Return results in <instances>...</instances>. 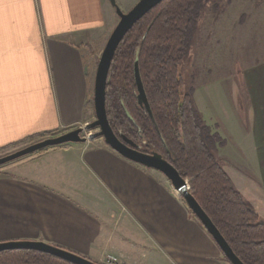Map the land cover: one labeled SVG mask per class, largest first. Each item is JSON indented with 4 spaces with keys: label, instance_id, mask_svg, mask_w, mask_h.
<instances>
[{
    "label": "crops",
    "instance_id": "1",
    "mask_svg": "<svg viewBox=\"0 0 264 264\" xmlns=\"http://www.w3.org/2000/svg\"><path fill=\"white\" fill-rule=\"evenodd\" d=\"M114 14L106 0H0V153L95 118L96 61ZM257 70L244 140L253 169L241 146H217L215 154L264 221L248 195L264 197V64ZM207 125L233 139L223 124ZM10 240L43 241L97 263L114 254L124 264H230L161 172L101 138L0 166V242Z\"/></svg>",
    "mask_w": 264,
    "mask_h": 264
},
{
    "label": "trees",
    "instance_id": "2",
    "mask_svg": "<svg viewBox=\"0 0 264 264\" xmlns=\"http://www.w3.org/2000/svg\"><path fill=\"white\" fill-rule=\"evenodd\" d=\"M217 1L162 0L135 22L114 52L105 110L120 140L146 153H160L187 180L188 191L244 264H264V221L217 161L216 148L224 140L204 122L193 89H186L179 72L204 5L217 6ZM135 60L148 108L137 101ZM0 264L72 263L35 250L13 249L0 251Z\"/></svg>",
    "mask_w": 264,
    "mask_h": 264
},
{
    "label": "rangeland",
    "instance_id": "3",
    "mask_svg": "<svg viewBox=\"0 0 264 264\" xmlns=\"http://www.w3.org/2000/svg\"><path fill=\"white\" fill-rule=\"evenodd\" d=\"M137 1L123 0L118 7L126 12ZM214 4L204 5L190 52L179 72L186 89H193L194 102L204 122L214 128L216 121L223 124L224 134L233 137L224 141L226 150L233 153L235 146H241L242 154L247 152L244 165L252 170V148L244 140H249L250 133L248 108L256 101L249 87L257 83L252 80L255 74L250 73L264 64V0H219L217 6ZM112 18L111 30L118 22L116 13ZM87 132L84 130L82 135ZM248 195L264 215V197L260 193Z\"/></svg>",
    "mask_w": 264,
    "mask_h": 264
},
{
    "label": "water",
    "instance_id": "4",
    "mask_svg": "<svg viewBox=\"0 0 264 264\" xmlns=\"http://www.w3.org/2000/svg\"><path fill=\"white\" fill-rule=\"evenodd\" d=\"M108 1L118 16V22L108 35L96 64L92 96L95 118L85 123L83 126L74 127L59 134L49 135L21 148L0 155V166L46 147L67 142H85L86 140L101 138L106 145L124 158L161 172L170 181L175 191L181 195L188 208L206 229L229 263L244 264L233 252L194 196L188 191L189 188H187V183L185 179L179 175L178 171L165 160L160 153H146L140 151L132 142L127 141V139L120 140L110 126L105 110V95L108 71L114 52L123 36L133 24L162 0H138L126 12L120 10L115 0ZM133 73L137 101L139 104H143L148 108V101L141 81L137 60L134 62ZM84 130L92 132L86 137L82 135ZM13 249H27L47 253L72 264H100L77 253L43 241L10 240L0 242V251Z\"/></svg>",
    "mask_w": 264,
    "mask_h": 264
},
{
    "label": "built area",
    "instance_id": "5",
    "mask_svg": "<svg viewBox=\"0 0 264 264\" xmlns=\"http://www.w3.org/2000/svg\"><path fill=\"white\" fill-rule=\"evenodd\" d=\"M90 133H91V131H88L87 134L84 136L87 137ZM185 181L187 183V188H189L187 180H185ZM177 194L180 195L178 192H177ZM100 264H124V263L120 260V258L118 256H116L114 254H106L105 257L103 258V261Z\"/></svg>",
    "mask_w": 264,
    "mask_h": 264
}]
</instances>
